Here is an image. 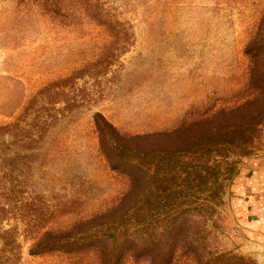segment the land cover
I'll list each match as a JSON object with an SVG mask.
<instances>
[{"label": "rangeland", "instance_id": "1", "mask_svg": "<svg viewBox=\"0 0 264 264\" xmlns=\"http://www.w3.org/2000/svg\"><path fill=\"white\" fill-rule=\"evenodd\" d=\"M251 42H264V0H0V223L17 229V264H101L95 251L30 253L45 230L105 211L129 189L100 149L93 115L143 134L232 107L254 95ZM18 118L22 127L48 126L26 161L12 157L26 155L8 127ZM263 154L264 125L248 154L231 155L222 173L211 169L212 191L199 194L213 208L192 217L207 222L194 236L204 259L264 264L232 202L233 185ZM206 157L213 167L216 155ZM183 245L173 264H199Z\"/></svg>", "mask_w": 264, "mask_h": 264}, {"label": "trees", "instance_id": "2", "mask_svg": "<svg viewBox=\"0 0 264 264\" xmlns=\"http://www.w3.org/2000/svg\"><path fill=\"white\" fill-rule=\"evenodd\" d=\"M246 54L254 95L173 131L130 134L96 112L93 120L100 149L111 168L129 178V189L105 211L66 229L45 230L30 253L95 251L101 264H126L129 259L173 264L179 246L185 244L196 252L199 264H229L234 258L242 259L215 255L204 259L199 250L202 246L194 245V236L206 232L207 222L201 226L192 217L213 208L210 195L200 203L199 194L204 193V186L212 191L211 169L222 173L223 165L231 163V155L248 154L264 125V42L249 43ZM22 126L18 118L8 127L16 143H21L15 151L26 153L12 157L26 161L31 153L38 155L41 151L48 126L46 121L32 128ZM207 155H216L213 167ZM216 177L214 192L221 194L224 183L218 173ZM20 258L16 227L4 228L0 223V264H17Z\"/></svg>", "mask_w": 264, "mask_h": 264}, {"label": "crops", "instance_id": "3", "mask_svg": "<svg viewBox=\"0 0 264 264\" xmlns=\"http://www.w3.org/2000/svg\"><path fill=\"white\" fill-rule=\"evenodd\" d=\"M232 202L236 218L250 241L264 249V154L251 159L233 185Z\"/></svg>", "mask_w": 264, "mask_h": 264}]
</instances>
